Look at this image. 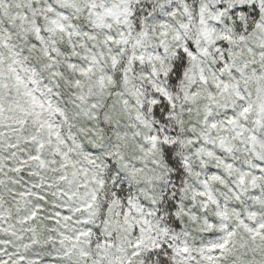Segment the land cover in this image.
<instances>
[{"label":"snow or ice","instance_id":"1","mask_svg":"<svg viewBox=\"0 0 264 264\" xmlns=\"http://www.w3.org/2000/svg\"><path fill=\"white\" fill-rule=\"evenodd\" d=\"M0 264H264V0H0Z\"/></svg>","mask_w":264,"mask_h":264}]
</instances>
